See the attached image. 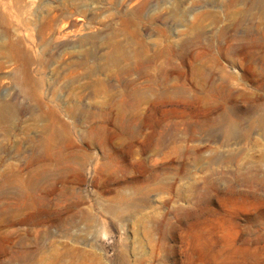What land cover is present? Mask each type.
Here are the masks:
<instances>
[{
    "label": "rangeland",
    "instance_id": "374dc122",
    "mask_svg": "<svg viewBox=\"0 0 264 264\" xmlns=\"http://www.w3.org/2000/svg\"><path fill=\"white\" fill-rule=\"evenodd\" d=\"M250 105L264 0H0V264H264Z\"/></svg>",
    "mask_w": 264,
    "mask_h": 264
},
{
    "label": "bare ground",
    "instance_id": "6f19581e",
    "mask_svg": "<svg viewBox=\"0 0 264 264\" xmlns=\"http://www.w3.org/2000/svg\"><path fill=\"white\" fill-rule=\"evenodd\" d=\"M212 78V77H211ZM204 81V80H203ZM218 112V111H217ZM251 114H260L257 122L264 120V105H250L245 111H241L239 110V108L232 106L230 108H225L222 107L220 110L219 115L216 117H206L204 119L203 125H209L210 127H221V126H225L228 125V130L230 131L231 127L240 125L241 122H246L250 124V130H251ZM230 116H237L238 118L236 120H232L230 119ZM261 126V125H260ZM67 130V129H66ZM65 130V131H66ZM172 133V132H171ZM57 140V139H56ZM169 140V139H168ZM174 140V139H173ZM58 141V140H57ZM170 142V141H169ZM159 144L163 143V140H158ZM34 144V143H33ZM160 147V146H159ZM49 149V151L47 150ZM55 147L53 146H48V147H42L39 146V148L36 149L37 153H36V158H40L42 160H52L53 155H56L55 152ZM159 150V149H158ZM53 151V152H51ZM47 152H51V153H47ZM35 160V159H34ZM75 160V159H74ZM35 162V161H34ZM56 163V162H55ZM51 169V168H49ZM48 169V173H50L51 176H54L57 179H62L65 175V173L67 172V168L63 167L61 165V163H56V165H54V168L52 170L49 171ZM46 177L47 174H45ZM54 179V178H53ZM18 180V179H17ZM26 180V179H25ZM41 180V179H40ZM4 182V181H3ZM42 182V181H41ZM5 183V182H4ZM27 183V182H26ZM19 185V184H18ZM28 185V184H27ZM5 186V185H4ZM39 187V186H38ZM18 188V187H17ZM37 188V187H35ZM38 189V188H37ZM26 190V188H25ZM20 193V192H19ZM24 194V193H23ZM22 194V195H23ZM8 199V198H7ZM58 204V203H57ZM18 207V206H17ZM74 207L71 205L68 208H66L65 213L67 214H71L73 212ZM78 212V211H77ZM77 214V213H76ZM63 215V214H62ZM62 215H58L56 217H53V215H49L47 217V222L49 223H62L65 222L63 220V218L61 217ZM60 216V217H59ZM71 219L73 218V215L71 214ZM47 233V231H46ZM3 239L0 238V250L3 252L4 248H3ZM32 256L31 253H17L12 255V258L18 262H20L21 264H27L29 258Z\"/></svg>",
    "mask_w": 264,
    "mask_h": 264
}]
</instances>
